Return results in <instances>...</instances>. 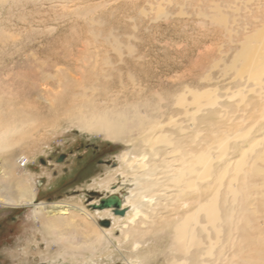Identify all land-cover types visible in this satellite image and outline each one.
Returning <instances> with one entry per match:
<instances>
[{"label": "rangeland", "instance_id": "obj_1", "mask_svg": "<svg viewBox=\"0 0 264 264\" xmlns=\"http://www.w3.org/2000/svg\"><path fill=\"white\" fill-rule=\"evenodd\" d=\"M217 8L228 18V25L218 23ZM258 31H264V0H10L0 4V121H16L18 128L10 137L14 143L0 151V167L13 164L16 177L26 175L36 198L39 194L38 203L65 202L94 213L87 205L89 192L108 193L97 190V185L134 145L89 131L81 116H132L146 110L156 114L155 107L169 116L182 110L176 105L179 95L186 93L187 101L194 100L190 90H216L224 97L218 101L244 108L236 92L247 81L239 82L236 71L225 68L233 63L246 37ZM249 91L243 92L256 100ZM223 111L210 117L220 130L230 117ZM88 146L98 147L100 155ZM260 151L264 153V148ZM61 154H67L70 163L58 166ZM24 157L29 160L26 168L20 167ZM99 159L105 163L99 165ZM88 161L92 174L83 177L77 166ZM253 165L250 160L244 167L248 180L232 165L234 171L225 182L228 186L237 179L242 196L237 202L240 208L234 207L236 227L229 228L231 237L225 232L223 240L229 241L219 248L217 264H264V176L252 177ZM259 165L264 168V162ZM0 190L8 192L1 181ZM15 199L23 202L16 194ZM232 200L223 194L220 201L225 230L230 216L226 204H233ZM32 211V207L16 210L0 203V222L10 214L18 219L13 228L0 232V264L47 263L68 251L63 244H47L42 222L35 223ZM97 222L90 220L92 236L100 231ZM173 235L172 230L161 228L155 236L139 238V246L129 241L108 249L96 247V255L87 253L85 261L64 264H127L143 254L151 258L142 264H168L180 255L173 248ZM96 243L93 236L91 244Z\"/></svg>", "mask_w": 264, "mask_h": 264}, {"label": "bare ground", "instance_id": "obj_2", "mask_svg": "<svg viewBox=\"0 0 264 264\" xmlns=\"http://www.w3.org/2000/svg\"><path fill=\"white\" fill-rule=\"evenodd\" d=\"M9 1L0 0V4ZM220 11L217 8L218 23L228 25V18ZM241 48L225 70L236 71L239 82L246 79L247 83H240L236 92L244 108L218 101L223 96L216 90L201 93L190 90L188 94L194 100L187 101L186 93L179 95L176 105L182 110L169 116L164 110L160 113V107H155L156 114L146 110L135 111L132 116L124 113L81 116L89 131L104 132L114 141L134 145L133 151L123 154L119 166L97 185L99 191L122 196L124 216L115 215L112 210L91 213L84 206L65 202L37 203L36 192L26 175L16 177L13 164L0 167V181L8 190L7 194L0 192V203L11 208L32 207L35 223L42 222L41 234L47 244H63L68 249L64 256L44 264L85 261L87 253L96 255V247L108 249L129 241L139 246L140 239L155 236L161 228L172 230L173 248L180 254L168 264H217L219 248L229 241L223 240L225 232L231 237L233 232L229 228L236 227L234 207L242 196L237 179L225 185L230 171H234L231 166L235 165L248 180L244 167L253 160L252 177L264 176V168L259 165L264 162V153L260 151L264 148V31L248 35ZM246 90L258 98L250 99ZM212 96L217 98L216 104ZM212 104L217 107L206 109ZM224 108L230 117L221 131V127L210 122V117H219ZM17 131L16 121H0V151L14 143L10 137ZM28 161L24 157L20 167L26 168ZM116 182L117 189L112 190ZM15 194L23 202L16 200ZM223 194L234 202L226 204L230 209L226 219L229 230L223 228L225 220L220 207ZM92 218L95 222L99 220L98 225L102 220L111 222L109 227L100 225V231L93 235L97 246L91 244ZM116 231L120 233L118 237ZM150 258L146 254L137 255L127 264H142Z\"/></svg>", "mask_w": 264, "mask_h": 264}, {"label": "flooded vegetation", "instance_id": "obj_3", "mask_svg": "<svg viewBox=\"0 0 264 264\" xmlns=\"http://www.w3.org/2000/svg\"><path fill=\"white\" fill-rule=\"evenodd\" d=\"M92 148V150H93V152L95 153V156H99L100 155V151H99V148L98 147H92V146H88V149H91ZM57 160H58V166H62L63 164H65V163H70L69 161H68V158H67V154H61V156H59L58 158H57ZM64 162V163H63ZM98 162H99V165H103L104 163H105V161L104 160H102V159H99L98 160ZM108 165H111V166H113V167H116L115 165H114V162H111V161H107L106 162ZM41 164H47L46 163V161L45 160H41ZM52 165V164H51ZM78 170L76 171L77 173H79V174H82V175H84L83 177H88V176H90L91 174H92V166H91V164H90V161H88V162H86V163H82L81 165L79 164L78 166ZM75 169H77V168H75ZM63 171H64V174L65 175H69L70 174V170L68 169V167H65V168H63ZM54 172L56 173V169H54ZM57 176V175H56ZM91 192H93V191H91ZM74 193H76V194H78L79 193V191L78 190H76V191H74ZM90 193V192H89ZM38 197H39V194H38V196H37V198H36V202L38 203ZM97 198L98 197H91V195L89 194L88 195V199H87V205H88V202H90L91 200H97ZM89 206V205H88ZM21 208H27V207H19V208H13V209H16V210H18V209H21ZM17 217L16 216H14V215H12L11 216V214L9 215V216H7L6 217V219H3L1 222H0V232H2L3 230H2V228H13L14 226H12V224H16L17 223ZM32 225L33 226H35V223H34V221L32 220ZM44 264V263H43Z\"/></svg>", "mask_w": 264, "mask_h": 264}, {"label": "water", "instance_id": "obj_4", "mask_svg": "<svg viewBox=\"0 0 264 264\" xmlns=\"http://www.w3.org/2000/svg\"><path fill=\"white\" fill-rule=\"evenodd\" d=\"M116 166L117 163L114 162ZM117 186L112 187V190H116ZM91 197H98L97 200H91L88 202L89 208L93 211L97 210H112L115 215L124 216L126 210L122 209L123 207V198L119 194L106 193L101 195L100 193L93 191L89 193ZM101 226L109 227L111 222L109 220H102L99 222ZM43 264V263H41Z\"/></svg>", "mask_w": 264, "mask_h": 264}]
</instances>
